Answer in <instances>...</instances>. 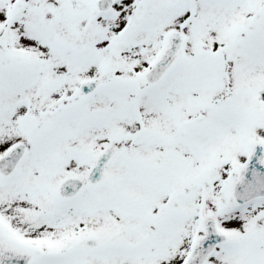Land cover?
<instances>
[{
	"label": "snow or ice",
	"instance_id": "1",
	"mask_svg": "<svg viewBox=\"0 0 264 264\" xmlns=\"http://www.w3.org/2000/svg\"><path fill=\"white\" fill-rule=\"evenodd\" d=\"M0 264H264V0H0Z\"/></svg>",
	"mask_w": 264,
	"mask_h": 264
}]
</instances>
